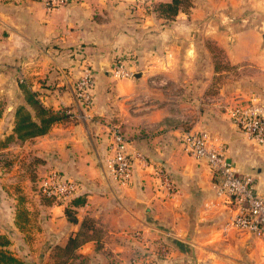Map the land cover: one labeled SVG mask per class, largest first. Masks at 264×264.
Wrapping results in <instances>:
<instances>
[{
	"label": "crops",
	"instance_id": "crops-1",
	"mask_svg": "<svg viewBox=\"0 0 264 264\" xmlns=\"http://www.w3.org/2000/svg\"><path fill=\"white\" fill-rule=\"evenodd\" d=\"M170 1L71 0L49 12L40 0H0V144L14 133L16 109L25 101L21 81L46 107L72 116L45 135L0 146L11 156L9 166L0 167V236L18 242L12 246L36 217L40 236H51V245L65 246L88 224L89 238L74 264H146L148 256L137 258L148 251L146 242L168 233L182 245H175L180 264H264V242L227 228L230 208L217 196L209 165L185 150L190 132L211 133L239 173L254 175L264 197V147L204 100L217 84L215 75L223 74L231 83L236 78L229 98L261 100L249 82L264 90V0H249L256 12L241 17L252 23L245 26L235 22L240 0L238 6L236 0H193L188 12L167 20L154 7ZM212 19L217 27L200 33ZM207 41L225 54L222 67ZM122 53L138 58L134 75L143 77L109 74L113 57ZM86 62L96 70L90 107L75 92ZM154 75L189 86L187 99L195 104L182 105V97L178 113L167 91L158 94L167 102L155 104L158 97L148 89ZM113 127H121L133 157L128 183L110 171ZM52 169L80 183L77 195L86 194V204L61 205L38 195L35 176ZM176 187L177 193L170 191Z\"/></svg>",
	"mask_w": 264,
	"mask_h": 264
},
{
	"label": "built area",
	"instance_id": "built-area-1",
	"mask_svg": "<svg viewBox=\"0 0 264 264\" xmlns=\"http://www.w3.org/2000/svg\"><path fill=\"white\" fill-rule=\"evenodd\" d=\"M70 1L44 0L49 10L58 9ZM111 76L115 79H126L133 77L134 72L125 63L119 62L112 67ZM94 85L93 75L86 69L77 84V94L87 107L92 101ZM226 109L239 129L257 145L264 146V104L254 99L241 98L233 104H227ZM111 149L110 171L113 178L120 183L130 182L135 175V166L128 141L119 127L111 129ZM185 150L196 159L205 160L209 165L216 179L217 196L230 208L227 228L246 232L264 242V197L257 191L254 175L239 173L228 162L221 141L207 131L187 134ZM35 186L40 197L61 205L70 204L81 190L77 180L57 169L39 175Z\"/></svg>",
	"mask_w": 264,
	"mask_h": 264
},
{
	"label": "rangeland",
	"instance_id": "rangeland-1",
	"mask_svg": "<svg viewBox=\"0 0 264 264\" xmlns=\"http://www.w3.org/2000/svg\"><path fill=\"white\" fill-rule=\"evenodd\" d=\"M30 1H33V0H30ZM34 1H37V0H34ZM40 1L45 5L47 11H49V12L58 10V9L68 5L67 4L65 6L58 8V9L49 10L47 8V5L45 4L44 0H40ZM233 1H235V0H233ZM238 1L239 0L235 1L236 6H238L237 5ZM240 1H241L240 8H234L233 7L235 9V11L238 12V14L236 15L237 18H236L235 22H239L240 24H244V26L245 25H251L252 24L251 22H241V17L242 16L248 17L249 14L255 13L256 10L254 7L248 6L250 4L249 0H245L244 2H242V0H240ZM233 8H232V6H230V10ZM216 22H217V19H216V21H215V19H212L211 21H208L205 25H203L204 24L203 23L199 32L200 33H210V32H207V30L208 29L213 30L214 29L213 26H216L218 24ZM202 45L204 46V43H202ZM205 45L214 51L215 56L217 58L216 59L217 62L218 63L220 62L219 67H222L221 65H223L222 63H223V61H225V57H224L225 54H223L219 50V47H217V45L214 42L207 41L205 43ZM204 59H205V56L203 55V59H202L203 60V67H204V65H207V64H205ZM119 62L125 63L126 66L129 69H131V71H133V72L140 69V68H138V65H137L139 63L138 58L135 55L123 54V53L117 54L116 56L113 57L112 64L110 67H113L116 63H119ZM86 69H88L92 73L93 78L95 80V85H96V75H95L96 70L91 63L86 62L85 64H83V68H82V72L80 74V77L77 79V81L75 83L76 94H77V84L79 83V81H80L82 75L85 73ZM204 72L205 71L203 69V73ZM110 73L111 72H109V74ZM238 74L239 73H235L234 75L237 76ZM134 77L141 78V77H143V74L140 73V74L134 75L133 77H130V79H132ZM215 78H217V84L215 86H213L212 88H210L209 94L207 96H205L204 100L208 104L215 105V108L219 112H221L222 114L228 115L226 105L229 103L233 104L238 99H241L243 97L234 96V97L229 98V96H228V95H230L228 92L231 91V88L235 85L236 78L233 79L234 83L233 82L231 83V81L229 82V80H226V78H227L226 74L219 75V76L215 75ZM150 80L151 81H149V82L152 86H148V89L153 91L152 93L155 95V97H158L156 100H154L155 104L160 103V106H161L162 104H165L167 102L164 100L163 96H158L159 93H162L164 91L165 92L167 91L169 93L170 103L172 105V109L176 112H178V111L181 112L180 110L182 109L181 108L182 106H178V104H179V100L182 97L186 98V100L181 103L182 105L185 103H187V104L192 103L193 105L195 104L192 99H187V98H190V96L192 94V90L190 89L189 86H185V85H182L180 83L179 84H177V83H171L170 84L169 81H167L164 77H160L159 75L152 76L150 78ZM95 85H94V88L92 91V101L88 107H90L94 102ZM249 85H250L249 88L254 90L255 92L256 91L262 92V94L259 95L261 97V100H258V101L260 103L264 104V90H263V88H261L257 85L253 86V84L250 82H249ZM231 92H233V91H231ZM77 97H78V94H77ZM78 99H79V97H78ZM119 128L121 129V127H119ZM122 132H123V130H122ZM241 132H243V131L241 130ZM243 134L246 135L244 132H243ZM243 137L245 138V136H243ZM248 139L249 138L246 137L245 142H247ZM260 147L263 148L264 146H260ZM223 149H224V144H223ZM10 163H11V156L8 154V152H1L0 153V167L7 168ZM260 171H261V169H260ZM35 177H36V180H38L39 175H37ZM35 190H37V188ZM170 191L171 192L175 191V193H177L179 191V189H178V187H176ZM35 211L36 210H34V212ZM137 234H139L138 231L135 233V235L137 236ZM19 235L22 238L20 243L17 244L16 246H12L14 243H18V242L16 240L8 239L10 241V245L8 246L7 249H9V251H11L17 258L27 262V264H55V263L62 260V258H63L62 252L59 250V247H62V246L60 244L51 245V243H52L51 242L52 241L51 236H47L46 238H44L43 235L40 236L41 234H39V231L37 230V218L36 217L34 218V221L32 222L31 226L27 225L26 229L21 230V233ZM172 238H173V236L170 233H168L166 235V238L153 239L152 241H150L151 239H149V241L146 242V246L144 247L145 251L146 250H148V251L144 254H143V252L139 253L137 258L141 259V257H143V259H145L148 256L149 260H148V263L145 262L146 264H154V263L155 264H180L179 263L180 261L176 259L177 258L176 248H175V243L173 242L174 240H172ZM136 261H138V260H136ZM73 264H74V262H73ZM79 264H81V263H79Z\"/></svg>",
	"mask_w": 264,
	"mask_h": 264
},
{
	"label": "trees",
	"instance_id": "trees-1",
	"mask_svg": "<svg viewBox=\"0 0 264 264\" xmlns=\"http://www.w3.org/2000/svg\"><path fill=\"white\" fill-rule=\"evenodd\" d=\"M193 6V0H171L170 2H161L154 7V11L160 17L167 20L174 19L180 12H188ZM20 87L24 92L25 101L16 109V124L14 133L8 136L0 146H6L9 142L18 139L26 141L28 139L47 134L52 126L58 122L69 121L72 119L67 109L60 111L52 110L46 107L36 91H33L25 82H20ZM53 202L52 200L48 199ZM86 194L76 195L70 202L69 206H81L86 204ZM70 208V207H69ZM67 208V215L71 220L74 219V212ZM83 228L71 234L65 246L59 247L62 252V260L55 264H73V260L79 257L78 248L88 240L89 234L86 230V222ZM175 245L181 247V243L173 241ZM10 241L4 235L0 236V264H27L24 260L17 258L8 246Z\"/></svg>",
	"mask_w": 264,
	"mask_h": 264
}]
</instances>
